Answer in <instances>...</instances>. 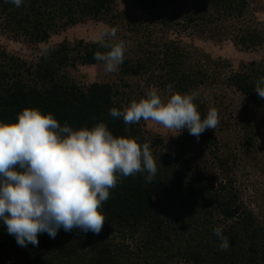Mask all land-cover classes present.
Segmentation results:
<instances>
[{
    "label": "trees",
    "instance_id": "trees-1",
    "mask_svg": "<svg viewBox=\"0 0 264 264\" xmlns=\"http://www.w3.org/2000/svg\"><path fill=\"white\" fill-rule=\"evenodd\" d=\"M130 1L149 21L165 27L182 24L210 31L221 25L240 50L264 47L262 31L236 24L248 13L250 0ZM113 8L114 0H23L19 8L0 0V31L33 47L29 61L0 50V122H18L25 108L52 114L61 126L67 123L74 130L103 122L116 137L149 143L157 174L151 183L145 182L146 173L121 178L102 206L106 220L98 235L60 229L55 239L44 233L38 236V246L23 248L0 221V264H264V227L242 201L232 179L228 175L216 179L196 166L197 151L217 148L210 129L198 141L185 129L172 154L152 150L162 146L159 136L147 138L140 123L125 125L122 118L109 116L110 108L128 106L116 84L95 81L83 86L70 74L78 67L101 63L93 58L95 52L107 51L100 41L48 45L51 36L69 27L113 16ZM127 21L129 31H140L138 19L128 16ZM151 44L141 45L145 47L135 59L125 56L119 66L123 76L143 78L170 94L196 92L194 103L202 119L208 105L200 89L221 83L249 101L264 120V98L254 90L256 81L264 77L263 61L251 60L225 73L220 59L195 48L177 41ZM244 129L242 147L249 153L255 135L252 127ZM218 226L229 241L227 250H221L214 234Z\"/></svg>",
    "mask_w": 264,
    "mask_h": 264
},
{
    "label": "clouds",
    "instance_id": "clouds-1",
    "mask_svg": "<svg viewBox=\"0 0 264 264\" xmlns=\"http://www.w3.org/2000/svg\"><path fill=\"white\" fill-rule=\"evenodd\" d=\"M5 2L19 8L23 0ZM116 33L115 27L102 31L100 46L107 51L93 55L107 73L118 71L127 51L125 41L108 39L114 40ZM254 90L264 98V77ZM197 95L173 92L165 101L153 89L123 110L110 108L108 114L125 125L151 120L177 135L186 129L198 141L206 130L216 129L219 116L210 108L202 119L194 103ZM17 121L0 122V221L23 248L38 246L44 233L55 239L60 229L98 235L106 220L102 206L121 178L146 173L145 182L151 183L157 174L149 143L116 137L103 122L74 130L67 123L61 126L52 114L28 108ZM213 231L221 250H227L222 226Z\"/></svg>",
    "mask_w": 264,
    "mask_h": 264
},
{
    "label": "rangeland",
    "instance_id": "rangeland-1",
    "mask_svg": "<svg viewBox=\"0 0 264 264\" xmlns=\"http://www.w3.org/2000/svg\"><path fill=\"white\" fill-rule=\"evenodd\" d=\"M113 16L103 17L100 20L89 19L85 22L69 27L64 32L51 36L48 45H56L63 40L73 42L83 40L85 42H97L102 31L117 28L116 38L111 42L125 41V56L128 59H135L140 56L145 42L154 43L160 46L168 41H177L181 46L192 50L197 49L209 55L213 60L223 63L225 73L230 70H238L240 64L256 60L264 62V47L242 51L232 43V34L225 32L220 26L210 31L199 30L193 27H183L176 24L165 27L149 21L147 16L140 10L133 7L130 0H114ZM120 14V17H115ZM132 16L138 19L141 29L133 34L127 26V17ZM230 24V22L225 25ZM238 26L247 24L256 27L264 34V0H250L248 13ZM129 29V30H128ZM45 45H39L44 48ZM0 50L7 54L19 56L29 61L32 56L33 47L23 41H14L10 36L0 31ZM196 51V52H197ZM71 76L83 86L92 82H109L116 84L123 94L125 105L132 101H139L145 98L147 93L155 89L152 84L143 78L123 76L120 68L115 73H107L102 63L95 66L78 67L70 71ZM214 74V72H211ZM157 90V89H155ZM162 100H167L171 95L168 92L158 90ZM202 99L207 103L208 110L215 108L218 111L219 124L216 129H210L217 141V148L211 152L197 151L195 154L196 166L205 169L210 176L220 179L228 175L238 189L242 201L258 217L264 227V120L257 109L234 89L219 83L208 88L200 89ZM145 131L147 138L152 139L159 136L162 139V146L151 147L152 150L164 154H172L175 141L179 135L168 130L154 121L139 122ZM252 127L255 135V147L249 152L243 151L245 126ZM175 135V136H174ZM222 161L223 165L220 163ZM225 168V171H223ZM132 246L133 241L127 240ZM187 264V263H182Z\"/></svg>",
    "mask_w": 264,
    "mask_h": 264
}]
</instances>
